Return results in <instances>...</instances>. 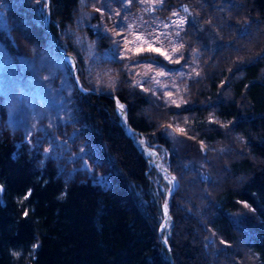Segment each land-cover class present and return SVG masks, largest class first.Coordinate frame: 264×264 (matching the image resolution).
Instances as JSON below:
<instances>
[{
    "label": "trees",
    "instance_id": "16d2710c",
    "mask_svg": "<svg viewBox=\"0 0 264 264\" xmlns=\"http://www.w3.org/2000/svg\"><path fill=\"white\" fill-rule=\"evenodd\" d=\"M30 1L3 0L16 42L10 55L23 72L21 87H46L50 79L43 71L54 62L67 69V63L46 34L47 1L35 0L33 7ZM79 1L51 0V27L65 51ZM181 7L198 18L183 31L181 62L197 56L202 65L200 76L188 81L187 101L165 105L129 85L123 60L115 64V94L133 127L166 154L163 161L179 179L171 202L175 229L172 236L164 232L175 264H264V0H163L156 10L169 18ZM198 22L207 35L199 33ZM99 39L112 44L106 35ZM67 82L76 100L68 108L87 125L108 177L95 168L66 181L58 169L36 167L30 152L8 137L0 139V264H171L159 237L163 180L155 170L147 172L113 100L83 95ZM68 102L43 101L53 108V126ZM177 124L186 141L182 153L167 134ZM199 152L203 169L193 163Z\"/></svg>",
    "mask_w": 264,
    "mask_h": 264
},
{
    "label": "rangeland",
    "instance_id": "374dc122",
    "mask_svg": "<svg viewBox=\"0 0 264 264\" xmlns=\"http://www.w3.org/2000/svg\"><path fill=\"white\" fill-rule=\"evenodd\" d=\"M30 5L35 6V0H31ZM160 6L158 0L155 3L153 0H146L144 3L141 0H131V3L128 0L79 1L73 22L64 36L65 45L70 49L65 52L75 56L78 62L77 57H82L84 65L79 70L92 90L115 94L119 83L118 67L115 64L123 60L122 69L128 74L126 80L129 85L165 105L179 106L187 101L188 81L200 76L202 65L197 56L190 63L181 62L185 47L183 31L190 21L197 22L198 18L188 7L174 9L169 18H164L157 13L156 9ZM185 8L188 9L187 12ZM181 20L184 21L182 24ZM198 26L199 33L207 35L206 27L200 23ZM37 30L36 34L39 35L40 28ZM10 35L7 6L0 0V139L8 137L15 147L30 152L36 167L44 170L58 169L59 175L66 181L78 177L83 179L95 168L101 178H107L108 175L102 170L105 161L98 157L87 125L80 118L79 112L72 115L74 109L68 108L76 105L71 85L67 82L69 79L73 82L70 64L65 62L67 69L57 62L47 67L43 71V77L50 79L46 87L39 84L21 87V70L19 76L7 75L14 66L13 62H17L10 55L16 43ZM99 35L108 36L112 39V44L107 47L101 44ZM212 35L208 32L211 41L214 39V34ZM149 44L153 48H159L160 52L148 51ZM139 47L145 50L137 53L136 49ZM60 59L62 60L61 57ZM118 70L120 72L121 69ZM47 99L53 103L62 99L69 101L61 111L60 118L58 117L59 122L55 121L56 126H53V111L46 105L43 106V101ZM124 107L127 111L125 104ZM148 112H153L151 107ZM119 123L121 124L120 117ZM180 129L182 127L177 124L167 134L173 143V150L182 153L187 147ZM165 155L159 153L158 157L167 166L163 161ZM200 155L202 156L200 152L197 153L198 157L193 159L197 169H203L200 167L203 160ZM225 177L222 175V179ZM161 186L163 189L166 186L167 195L171 185L163 179ZM163 210L165 212V201ZM174 229L175 225L172 229V223H169L164 232L169 236V232Z\"/></svg>",
    "mask_w": 264,
    "mask_h": 264
},
{
    "label": "water",
    "instance_id": "95a60500",
    "mask_svg": "<svg viewBox=\"0 0 264 264\" xmlns=\"http://www.w3.org/2000/svg\"><path fill=\"white\" fill-rule=\"evenodd\" d=\"M47 3H48L47 16L45 19V28H46L47 34H48L49 38L51 39L57 53L62 58V60H64V62L69 63L70 66L72 67L71 77H72L73 83L75 84L77 90H79L82 94H85V95L92 94V95H96V96H108L110 99L113 100V102L115 104V108L119 114V117L121 120V125H122L123 129L127 133H129V131L135 132L136 130L130 124L129 114L125 110V107H123V110L120 109L119 105L124 106V103L121 101V99L116 94L98 92V91H94V90L87 89L84 87L82 80H81L80 73H79V62L77 61L75 56H73L72 54H69V53L62 50V48L60 47V45L58 44V42L54 36V33L51 29V24H50V21H51V6H50L51 0H47ZM140 135H141V140L138 143L136 141V143L138 144L137 146H138L139 150L145 156H148L147 153L145 154L146 147H147L146 138L143 134L140 133ZM151 150H152V148H151ZM155 165H156L157 169L160 170V173H159L160 176L163 177L164 172L167 171L169 173V175L171 176V178H173L176 181V186H173V184L170 182L171 180L169 181L168 179L163 177L164 180L170 182L169 184L171 186H170V190L167 192L166 199H165V205H167V216H165V218H164V220L160 226V229H159L160 239L167 249V252H168V255L170 258V262H171V264H175L172 247H171L169 241L167 240V238H165L163 236V233H164V230H165L167 224L172 223V229L174 228V225H175L174 218L171 214V199L174 196L176 190L178 189L179 180L173 173H171V171L168 168L166 169V166H162L161 164H155ZM172 232H173V230H171L169 232V236H172Z\"/></svg>",
    "mask_w": 264,
    "mask_h": 264
},
{
    "label": "bare ground",
    "instance_id": "6f19581e",
    "mask_svg": "<svg viewBox=\"0 0 264 264\" xmlns=\"http://www.w3.org/2000/svg\"><path fill=\"white\" fill-rule=\"evenodd\" d=\"M50 24H51V21H50ZM51 29H52V27H51ZM45 30H46V28H45ZM53 31V30H52ZM47 32V31H46ZM54 33V32H53ZM55 36V35H54ZM56 38V37H55ZM50 39V38H49ZM57 40V39H56ZM58 42V41H57ZM59 44V43H58ZM60 45V44H59ZM54 46V45H53ZM56 50V49H55ZM63 50V49H62ZM63 51H65V50H63ZM79 68H80V65H79ZM18 71H20L18 68H16V67H12V69L11 70H9V72L7 73V75H11V74H13V76H15L16 77V75H17V73H18ZM80 71V70H79ZM83 83V82H82ZM74 84V83H73ZM84 85V84H83ZM91 86V85H90ZM74 87H75V89L77 90V88H76V86H75V84H74ZM84 87L85 88H87V89H91V88H88V87H86L85 85H84ZM92 90V89H91ZM77 91H79V90H77ZM80 92V91H79ZM81 93V92H80ZM82 94V93H81ZM85 95V94H84ZM87 95H92V94H87ZM50 110H52L53 111V108L52 109H50ZM80 118H81V116H80ZM82 119V118H81ZM82 121H84L83 119H82ZM129 121H130V119H129ZM130 124H131V122H130ZM132 125V124H131ZM132 127H133V125H132ZM134 128V127H133ZM135 129V128H134ZM124 130V129H123ZM136 131L135 132H131V131H129V133H127L125 130H124V132L126 133V135L130 138V140L132 141V143L138 148V142L141 140V135H140V133L141 134H143L144 136H145V134L143 133V132H141V131H139V130H137V129H135ZM145 138H146V145H147V147H146V151H145V154L147 153V155L148 156H145L140 150V152L142 153V155H143V157L145 158V160L147 161V163H148V170H147V172H152L153 170H155L158 174L160 173V170L159 169H157V167H156V165L155 164H161L162 166H165V165H163V163L161 162V160H159V157H158V155H159V153H158V150H157V146L156 145H151V144H149V142H148V140H147V137L145 136ZM11 141V140H10ZM136 141H137V143H136ZM17 148V147H16ZM151 148H152V150H151ZM18 149V148H17ZM22 149V148H21ZM139 149V148H138ZM32 156V155H31ZM158 157V158H157ZM32 159H33V157H32ZM103 162V161H102ZM105 163V162H104ZM104 163H103V168L105 169L107 166L106 165H104ZM155 163V164H154ZM168 168V166H166V169ZM42 169V168H41ZM90 169V168H89ZM169 169V168H168ZM170 170V169H169ZM165 171V170H164ZM163 171V172H164ZM171 171V170H170ZM171 173H172V171H171ZM174 174V173H173ZM175 175V174H174ZM159 176H160V174H159ZM176 176V175H175ZM163 177L164 178H166V179H168L169 181L171 180L172 181V184H173V186H176V181L173 179V178H171V176L169 175V173L167 172V171H165L164 172V174H163ZM163 177H160L162 180L164 179ZM177 177V176H176ZM178 178V177H177ZM179 180V179H178ZM170 183V182H169ZM170 190V189H169ZM168 190V191H169ZM174 261H175V259H174Z\"/></svg>",
    "mask_w": 264,
    "mask_h": 264
},
{
    "label": "snow or ice",
    "instance_id": "6c2138e0",
    "mask_svg": "<svg viewBox=\"0 0 264 264\" xmlns=\"http://www.w3.org/2000/svg\"><path fill=\"white\" fill-rule=\"evenodd\" d=\"M129 3H131V0H128ZM142 3L146 2V0H141ZM153 2H157V0H153ZM158 2L162 3L163 0H158ZM186 12L188 11L187 8L184 9ZM97 11H100L99 9H97ZM173 15H176V13H173ZM184 21L181 20L180 23L182 24ZM119 35V33H118ZM126 39V38H125ZM137 39H140L139 37H137ZM145 43H148L147 41H145ZM145 49L143 47H139L136 49V52L139 53L141 51H144ZM148 51H154V52H160V49L159 48H153L151 47V44H149V47L147 49ZM126 51H130V49H126ZM163 54V53H161ZM74 66V65H73ZM47 78V77H46ZM120 109L123 110V105H119ZM180 131H183V129H180ZM27 198V197H25ZM25 215H27V212H25ZM165 216H167V205H165ZM166 242V241H165ZM223 243V242H222Z\"/></svg>",
    "mask_w": 264,
    "mask_h": 264
}]
</instances>
